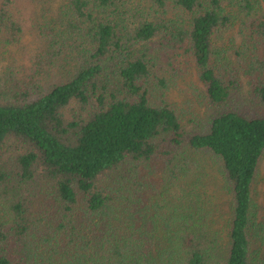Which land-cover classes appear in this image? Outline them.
Segmentation results:
<instances>
[{"label":"trees","instance_id":"16d2710c","mask_svg":"<svg viewBox=\"0 0 264 264\" xmlns=\"http://www.w3.org/2000/svg\"><path fill=\"white\" fill-rule=\"evenodd\" d=\"M263 161L264 0H0V264H264Z\"/></svg>","mask_w":264,"mask_h":264},{"label":"rangeland","instance_id":"374dc122","mask_svg":"<svg viewBox=\"0 0 264 264\" xmlns=\"http://www.w3.org/2000/svg\"><path fill=\"white\" fill-rule=\"evenodd\" d=\"M184 81H186L187 83L188 82H191L193 83V85H196L198 82V79H195L193 76L191 77H188L187 79H184ZM177 93V94H176ZM179 95L180 96H183L184 94L178 92L176 90L175 92V99L176 100H179ZM181 99V98H180ZM210 163V165H216L214 164L212 161L213 159H210L209 157H206ZM209 165V164H208ZM216 167V166H215ZM212 169V168H211ZM217 169V168H216ZM213 176H214V171L212 169V172H210ZM256 198L258 199V202H259V205H261V209H260V214H262L264 212V161L262 162L261 164V167H260V178H259V181L257 183V187H256ZM259 214V215H260Z\"/></svg>","mask_w":264,"mask_h":264}]
</instances>
